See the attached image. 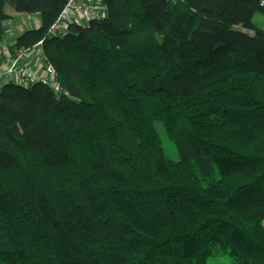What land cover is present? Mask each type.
Here are the masks:
<instances>
[{
  "label": "trees",
  "instance_id": "obj_1",
  "mask_svg": "<svg viewBox=\"0 0 264 264\" xmlns=\"http://www.w3.org/2000/svg\"><path fill=\"white\" fill-rule=\"evenodd\" d=\"M0 0V264H264V0ZM41 24L5 43L6 9ZM253 31V32H252ZM161 123L179 159L166 151Z\"/></svg>",
  "mask_w": 264,
  "mask_h": 264
},
{
  "label": "built area",
  "instance_id": "obj_2",
  "mask_svg": "<svg viewBox=\"0 0 264 264\" xmlns=\"http://www.w3.org/2000/svg\"><path fill=\"white\" fill-rule=\"evenodd\" d=\"M102 0H68V3L57 21L52 25V34L64 35L71 23L85 24L103 12ZM32 55L34 63L31 64ZM42 70V72H39ZM54 66L44 64L41 42L34 48L17 49L13 54L7 46L0 53V88L14 82L28 86L37 81L50 85L57 93L67 94L60 85Z\"/></svg>",
  "mask_w": 264,
  "mask_h": 264
},
{
  "label": "rangeland",
  "instance_id": "obj_3",
  "mask_svg": "<svg viewBox=\"0 0 264 264\" xmlns=\"http://www.w3.org/2000/svg\"><path fill=\"white\" fill-rule=\"evenodd\" d=\"M6 9L8 10V12L12 10V8L9 5H7ZM24 20H25V18H24ZM254 21L259 27L264 29V13H262V12L256 13V15L254 17ZM17 22H18V17H12L8 21H6L5 24H17ZM8 26L6 27V25H5L6 29L9 28ZM14 39H15V36L13 34L9 33L5 37V43L10 44V43H12V41ZM39 72H42V70H39ZM158 129H159L160 134L163 138V142H164L166 151L169 154V156L173 159H179V153L177 151V148H176L175 144L169 139V137L166 133V130L161 123H158Z\"/></svg>",
  "mask_w": 264,
  "mask_h": 264
},
{
  "label": "crops",
  "instance_id": "obj_4",
  "mask_svg": "<svg viewBox=\"0 0 264 264\" xmlns=\"http://www.w3.org/2000/svg\"><path fill=\"white\" fill-rule=\"evenodd\" d=\"M9 14H11L12 17H18V22L17 24H5L6 27L8 26L9 28L6 29V35L11 33L15 36V39L12 41L13 44L19 34H21L25 29L27 28H35L38 27L41 24L40 18L37 14H32L28 15L25 13H18L13 10L9 11ZM25 18V20H24ZM34 56L32 55L31 58V64L34 63Z\"/></svg>",
  "mask_w": 264,
  "mask_h": 264
},
{
  "label": "bare ground",
  "instance_id": "obj_5",
  "mask_svg": "<svg viewBox=\"0 0 264 264\" xmlns=\"http://www.w3.org/2000/svg\"><path fill=\"white\" fill-rule=\"evenodd\" d=\"M83 25V24H82ZM35 83V82H34ZM31 84H33V83H31ZM30 85V84H29Z\"/></svg>",
  "mask_w": 264,
  "mask_h": 264
}]
</instances>
